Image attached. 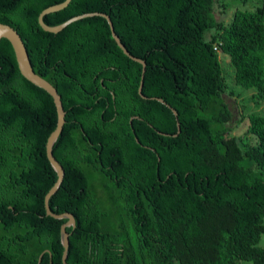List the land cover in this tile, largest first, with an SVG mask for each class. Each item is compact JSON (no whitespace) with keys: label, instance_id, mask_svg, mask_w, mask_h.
Masks as SVG:
<instances>
[{"label":"trees","instance_id":"1","mask_svg":"<svg viewBox=\"0 0 264 264\" xmlns=\"http://www.w3.org/2000/svg\"><path fill=\"white\" fill-rule=\"evenodd\" d=\"M62 1L0 0V22L20 34L65 111L53 144L64 177L48 205L75 219L66 263L264 264V113L247 115L253 143L232 134L219 58L228 57L236 85L257 90L256 104L264 99V5L236 8L228 23L215 17V0H70L43 17L56 25L108 14L124 47L145 61L143 98L142 66L103 17L57 33L39 26V12ZM151 97L176 111V136L174 114ZM55 124L52 97L20 74L2 38L0 264H62L65 219L44 208L56 179L45 154Z\"/></svg>","mask_w":264,"mask_h":264},{"label":"water","instance_id":"2","mask_svg":"<svg viewBox=\"0 0 264 264\" xmlns=\"http://www.w3.org/2000/svg\"><path fill=\"white\" fill-rule=\"evenodd\" d=\"M69 2H70V0H64L60 3L50 5L44 9H42L39 12L38 17H37V22H38L39 26L44 31L51 32V33H57L60 30H62L63 28H65L68 24H70L74 21H77L79 19L91 17V16L103 17L107 21L111 36L114 39V41L116 42L117 46L122 50V52L128 58H130L131 60L136 61V62L141 64L142 68H141V75H140V80H139L137 92L141 97L147 98L142 93V85H143L144 72H145V61L140 59L139 57L132 55L124 47L121 40L119 39L116 32L114 31L113 23H112L110 16L108 14H106L104 12H96V11L95 12H85V13H81V14L72 16V17L68 18L67 20H65L59 24H56V25H48L44 22L43 17L46 14L64 8L65 6L68 5ZM2 38L7 39L12 46V49H13V52L15 55V60L17 63V67H18L20 74L25 79H27L29 82H31L32 84H34L37 87H40L43 90H45L52 97V100H53V103L55 106L56 124H55L54 129L49 133V135L46 139L45 154H46L47 160L49 161L51 167L53 168V170L56 173V179L44 195V208H45V214L47 216H51L55 219H65V221L63 223H61V225H60L59 233H60V243L63 247L62 256H61L62 264H67L66 263V257H67V250H68V245H69L70 233L67 232L66 228L71 227L73 229L75 227V219L70 212H61V213L52 212L49 208V205H48V201H49L50 197L58 190L60 184L63 181V177H64V169H63L62 165L59 163V161L53 155V144L56 141L59 134L61 133L64 122H65V111L63 109L61 97L58 94L56 88L49 81L44 79L42 76H40L39 74H37L33 70L32 65L30 63V60H29V56H28L26 46H25L20 34L9 24L0 22V40ZM151 99H155V100L163 103L164 105L168 106L169 109L172 111V113L174 114L175 119H176L177 133L174 134V136H176L180 130V125L178 122L176 111L171 106H169L162 98L151 97ZM132 118H138V117H136V116L131 117L129 120L130 123H131ZM149 126L151 127V125H149ZM157 132L159 134L167 135L166 133H162L160 131H157ZM135 140L138 142V140L136 138H135ZM150 149L153 150L152 148H150ZM43 253H44V251L39 254L38 263H40Z\"/></svg>","mask_w":264,"mask_h":264},{"label":"rangeland","instance_id":"3","mask_svg":"<svg viewBox=\"0 0 264 264\" xmlns=\"http://www.w3.org/2000/svg\"><path fill=\"white\" fill-rule=\"evenodd\" d=\"M261 5H264V0H250L245 5L242 4L240 0H215L214 14L217 20H223L225 23H228L234 9H254ZM219 58L222 65L223 76L228 85L223 98L232 113V118L228 122V125L234 136L241 140L246 138L250 143H253L255 137L247 133V115L250 112L264 113V99L258 98V103L256 104L253 99H251V96L256 94L257 90L254 88L243 89L241 86L236 85L233 80L234 70L228 61V57L224 54H219ZM258 244L264 247V233L260 236ZM241 262L242 264H253L249 260H242ZM173 264L179 263L175 260Z\"/></svg>","mask_w":264,"mask_h":264}]
</instances>
